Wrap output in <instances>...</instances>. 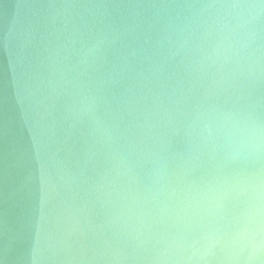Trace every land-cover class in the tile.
<instances>
[{
  "label": "water",
  "instance_id": "water-1",
  "mask_svg": "<svg viewBox=\"0 0 264 264\" xmlns=\"http://www.w3.org/2000/svg\"><path fill=\"white\" fill-rule=\"evenodd\" d=\"M218 0H0V264H264V119ZM260 3V0H252Z\"/></svg>",
  "mask_w": 264,
  "mask_h": 264
},
{
  "label": "clouds",
  "instance_id": "clouds-1",
  "mask_svg": "<svg viewBox=\"0 0 264 264\" xmlns=\"http://www.w3.org/2000/svg\"><path fill=\"white\" fill-rule=\"evenodd\" d=\"M209 13L212 27L229 47L249 49V76H256L259 60L254 56L255 23L264 18V0H218ZM218 131L228 146L247 155L264 153V119L249 109L237 110L215 117Z\"/></svg>",
  "mask_w": 264,
  "mask_h": 264
}]
</instances>
